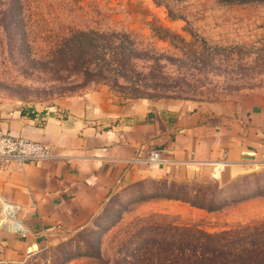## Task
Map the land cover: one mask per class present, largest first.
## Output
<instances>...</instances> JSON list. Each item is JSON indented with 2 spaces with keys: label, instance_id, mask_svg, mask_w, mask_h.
Instances as JSON below:
<instances>
[{
  "label": "rangeland",
  "instance_id": "374dc122",
  "mask_svg": "<svg viewBox=\"0 0 264 264\" xmlns=\"http://www.w3.org/2000/svg\"><path fill=\"white\" fill-rule=\"evenodd\" d=\"M238 1L0 0V104L43 109L94 91L190 103L264 92V0ZM8 206L0 202V240L24 230L9 228L20 221ZM206 235L264 246V164L203 166L166 197L113 201L22 264H186Z\"/></svg>",
  "mask_w": 264,
  "mask_h": 264
},
{
  "label": "crops",
  "instance_id": "0c3cea01",
  "mask_svg": "<svg viewBox=\"0 0 264 264\" xmlns=\"http://www.w3.org/2000/svg\"><path fill=\"white\" fill-rule=\"evenodd\" d=\"M0 130L48 145L40 163L0 169V202L20 234L0 264H22L61 230L83 229L113 201L166 197L203 166L264 164V92L204 102L120 101L94 91L37 109L0 104ZM157 151L162 164L147 162Z\"/></svg>",
  "mask_w": 264,
  "mask_h": 264
},
{
  "label": "trees",
  "instance_id": "16d2710c",
  "mask_svg": "<svg viewBox=\"0 0 264 264\" xmlns=\"http://www.w3.org/2000/svg\"><path fill=\"white\" fill-rule=\"evenodd\" d=\"M195 206L202 208L200 205ZM224 239L220 235H206L199 252L190 254L186 264H264V246L229 245L222 242Z\"/></svg>",
  "mask_w": 264,
  "mask_h": 264
},
{
  "label": "built area",
  "instance_id": "2783aa9c",
  "mask_svg": "<svg viewBox=\"0 0 264 264\" xmlns=\"http://www.w3.org/2000/svg\"><path fill=\"white\" fill-rule=\"evenodd\" d=\"M49 158L48 145L23 136H12L0 130V169L5 170L10 165L22 167L30 163H40ZM146 160L149 164H162L157 151L148 152Z\"/></svg>",
  "mask_w": 264,
  "mask_h": 264
},
{
  "label": "bare ground",
  "instance_id": "6f19581e",
  "mask_svg": "<svg viewBox=\"0 0 264 264\" xmlns=\"http://www.w3.org/2000/svg\"><path fill=\"white\" fill-rule=\"evenodd\" d=\"M220 166V165H219ZM219 168V167H218ZM221 169V168H220ZM7 213H8V217H11L12 215V208L10 206L7 207Z\"/></svg>",
  "mask_w": 264,
  "mask_h": 264
}]
</instances>
